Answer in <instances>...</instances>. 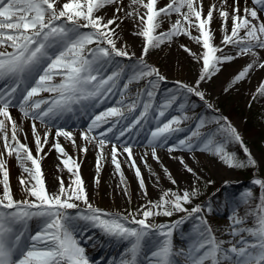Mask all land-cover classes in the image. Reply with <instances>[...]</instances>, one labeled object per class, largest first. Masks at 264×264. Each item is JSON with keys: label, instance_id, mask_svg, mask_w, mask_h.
Listing matches in <instances>:
<instances>
[{"label": "snow or ice", "instance_id": "snow-or-ice-1", "mask_svg": "<svg viewBox=\"0 0 264 264\" xmlns=\"http://www.w3.org/2000/svg\"><path fill=\"white\" fill-rule=\"evenodd\" d=\"M108 6L113 8L111 18L97 14ZM127 7L129 10L125 11L123 0H0V264H99L87 253V247H96L97 232L110 247L118 248L111 260L102 258L103 264H264V178L253 180L261 193L256 208L243 216L240 205L252 198L251 191L246 190L239 199L225 196L224 206L231 208L229 235L238 237L234 240L217 239L201 215L203 206L197 204L191 211L185 207L198 194L196 188L164 190L156 201L148 200L127 215L90 202L81 163L60 143L61 137L85 154L89 144L95 146L97 184L107 159L104 149L110 141H116L111 144L110 159L123 191L127 194L121 158L127 159L134 169L144 197L148 196V189L136 164L131 140L149 122L150 115L155 124L148 129L145 140L152 146L150 155L158 163L157 146H167L169 152H210L229 168L256 163L226 117L206 121L197 116L188 129L180 127L189 119L187 115L164 118L175 107L186 110L182 101L187 94L203 101L200 84L211 79L224 63L244 56L252 58L229 87L247 78L255 67L264 68V0H246L243 7L241 0H208L207 4L205 0H169L163 7H158V0H130ZM140 7L146 10L143 14ZM121 13L138 20L140 30L134 34L144 38L141 56L129 65H122L117 59L132 60L135 56L126 47L117 46V30L123 23ZM173 13L179 18L168 30L157 32L162 21ZM214 22L223 32L219 44L214 43ZM193 29L198 35H192ZM181 35L201 45L200 54L181 47L202 67L193 85L177 82L179 96L170 92L163 101H157L158 83L166 77L157 67L147 64L144 57L151 49ZM229 46L234 54L225 53ZM142 80L145 86L129 102V85ZM42 93L50 95L41 98ZM257 93L264 97V82ZM116 96L119 99L113 100V106L90 114L85 130L79 133L83 146L78 144L77 136L66 127L71 117L64 119L65 115L98 109ZM125 104L127 115L117 106ZM12 109L30 122L35 154L26 142L27 134L25 142L18 136L22 129L13 118ZM61 120L63 123H59ZM37 121L50 123L53 129L41 134ZM209 123H215L216 130L202 132ZM218 135L222 139H217ZM120 141L123 144L118 147ZM232 141L241 145L247 162L226 150L225 145ZM52 151L59 154L63 168L70 174L67 185L63 177L57 178L59 188L55 193L48 191L41 166ZM6 157L14 158L22 170L18 178L26 193L22 200L16 199L12 191ZM141 159L146 165L147 161ZM177 159L185 171L196 176L182 156ZM162 168L170 183L176 185L168 169L163 165ZM207 210L212 211L211 205H207ZM174 213H185L186 217L165 223L149 222ZM189 218H194L195 224L181 237L185 246L176 248L174 234ZM33 220L40 225L34 233L29 231ZM248 224L251 226H244Z\"/></svg>", "mask_w": 264, "mask_h": 264}, {"label": "rangeland", "instance_id": "rangeland-1", "mask_svg": "<svg viewBox=\"0 0 264 264\" xmlns=\"http://www.w3.org/2000/svg\"><path fill=\"white\" fill-rule=\"evenodd\" d=\"M128 1L130 3V0ZM134 6L135 5H133V7ZM142 8L143 7H140L139 11H141ZM109 10L103 9L101 10V12H99V14L104 15V17H106L108 15L107 13L109 12ZM111 16L112 15H110V17ZM262 19H264V14H262ZM214 25H217V27H219L218 22H214L212 27H214ZM165 26L168 27L167 22L162 21L160 28H163ZM192 35H198V32L193 29ZM183 36L186 39H190L188 36ZM119 37L120 39L117 43V46H124L128 50V45L124 42L123 39H121L120 33ZM186 42L182 45L189 48L187 46L189 44ZM214 43L217 42L214 41ZM193 45L195 46L197 52L200 54L202 52L201 45L197 44L195 41ZM224 51L226 54H234L235 52V50L232 49L231 46L225 48ZM160 56L161 54H156L157 61L160 59ZM261 56H264V50H261ZM117 59L122 65H129L134 63V57L132 58V60H128L126 58ZM245 60V57H241L235 59L233 65H229L230 62L224 63L220 66V71L213 75L211 79H206L205 81H203L198 88V90L202 91L205 95L203 101H201L199 97L187 94L186 96L188 99V104H195V107H193L192 109H188L187 111L190 117L196 118L197 116H202L206 119V121L215 120L216 118L223 117H226L227 121L230 122L231 125L232 122L235 121V128L242 138L243 145L249 149L252 158L256 161L255 165H249L248 167L244 168H229L224 165L217 156L211 154L210 152L199 150L198 153L201 156V159H199V161L187 158L189 163L188 166L192 167L196 173L195 177L187 172V174L189 175L188 179L182 176L175 177L177 181L176 185L171 184L169 181L165 182L163 184L164 186L155 183H153L152 185L145 183L148 189V196L152 194L153 196H160L162 192L166 189H173L174 191H177L176 187L179 184H181L183 187V189H181L180 191H191L192 188H196L198 190V194L193 198L192 203L190 205H185V207H187L189 211H191V208L197 204L203 206L205 210L201 213V215L203 218L206 219L207 224L211 227L213 233L216 235L218 240L238 239V237L234 238L229 235V232L231 231V221L228 217L231 213V208H225L224 206L226 194L233 195L237 199H239L240 194L244 193L246 190L251 191L252 198H250L246 203H241L240 205V214L243 216L246 212L252 211L256 208V205L258 203L257 197L261 193L259 186L253 184V180L257 178H264V97H261L257 93L259 85L264 82V69L255 67L254 70L250 72L249 76L245 78V84L243 83V81L245 80L244 79L229 87V84L231 83L233 77L246 64ZM157 61L156 64H160V62ZM185 62V72H187L189 68H193L194 70H197V72H200L202 63H198L192 55H190ZM162 74L163 73H161V75ZM164 81L159 82L161 83L163 88H166L168 90H173L175 88L176 83L170 86L167 82L165 83ZM57 82H59V78H57ZM140 82L145 83V81L143 80ZM202 87L205 89V91L201 90ZM225 89L228 90L225 91ZM49 95V93H42L41 98H48ZM254 96L255 99H253ZM133 98H135V95L133 96ZM207 105H211V107H207ZM87 110L90 109H81L79 112L72 114L74 115L72 117L76 118L78 115L83 114ZM66 116L67 115H65V117ZM149 117H151V115ZM246 122H251L252 125H254L259 131L255 132L254 130H252V132H249V130L246 129V126H244ZM220 123L223 124L224 121L221 119ZM181 126L182 124L180 125V127ZM213 126L217 125L215 123H209L206 125L205 128H210ZM145 127L146 129L148 128L147 125ZM61 139V144L63 146H65L64 144L69 143L63 137ZM217 139H222V137L218 135ZM225 147L228 152L236 153L239 159L247 162L246 154L243 153L241 145L239 143L232 141L227 143ZM6 158L8 159V168L10 173V183L12 185V191L16 199L22 200L26 198V193L23 192L18 183L14 181V175L12 174L13 170L18 167L17 161L12 157ZM148 159L150 161H153L151 156H148ZM149 160H147V162H149ZM178 164L181 168L184 169L183 165H181L180 162ZM59 167L64 169L62 164H60ZM140 167L145 170L143 161L140 163ZM152 175L153 173L150 172L149 176L152 177ZM133 179L134 181H137L135 175ZM153 180L155 181V178H153ZM68 181V179H65L66 185ZM226 181L227 186L225 185ZM121 194V197H116L117 200L115 202H113L110 197H107L104 202H100L97 199H94L90 202L93 203L94 206L101 209H105L107 211H110L113 207H117L120 213H123L125 215H127L128 213H135V198L131 191L127 188V194H125L122 188ZM128 194L130 195L128 196ZM145 198L146 197L144 196L143 198L142 196L140 198V200L144 204L147 203V200ZM207 205H211V212L207 210ZM181 217H186V214L174 213L172 217L157 216L151 218L149 222H172L180 219ZM30 222H32V226ZM30 222L29 231L34 233L37 229L36 224H39V222L36 220ZM194 224V218H189L187 219L186 223L178 227L176 233L174 234V245L176 248L185 246L184 240L181 237L184 233L189 232V230L193 228ZM244 226L247 227L251 225L248 224ZM96 236V247H86L89 249L88 255L103 264L102 258L111 260L114 256H112L111 254H106L101 248V243L105 241L106 238L101 236L98 232L96 233ZM180 259L183 261V257H180Z\"/></svg>", "mask_w": 264, "mask_h": 264}, {"label": "bare ground", "instance_id": "bare-ground-1", "mask_svg": "<svg viewBox=\"0 0 264 264\" xmlns=\"http://www.w3.org/2000/svg\"><path fill=\"white\" fill-rule=\"evenodd\" d=\"M169 0H158V7L165 6ZM231 3V0H229ZM205 3H208V0H205ZM123 4L125 7V11H128V5L130 4L128 0H123ZM244 6V3L241 2V7ZM133 7V6H132ZM135 7V6H134ZM106 10H109L107 13L108 15L105 17V19H108L110 15H113V8L112 6H108L105 8ZM104 9V10H105ZM146 10L142 8L140 13H144ZM99 14V13H97ZM123 20V23H121L120 28L117 30L120 33L121 39L124 40V42L128 45V51L130 53H134V62L136 61V58H139L142 53V44L144 42V38L134 34L138 33L139 28V22L138 20H134L132 18H128L124 16V13L120 14ZM112 17V16H111ZM110 17V18H111ZM178 14L173 13L171 16L165 18V22H167L168 27L165 26L163 28H158L157 32H163L165 30H168L171 27V24L175 22L176 19H178ZM215 30V42L220 43V40L222 38L223 32L222 30L217 27V25L213 27ZM187 41V42H186ZM188 43L187 45L193 53H198L195 46L193 45L194 41L190 39H186L183 35L178 37H173L171 41H166L165 43L161 44L158 48H153L150 50L149 54L144 57V60L147 64L157 67L160 70V73H163L162 75L166 76L165 83L167 82L170 86L176 83V86L173 90H168L166 88H163L161 83L157 86V101H163L165 97L169 95L170 92H175L179 96V91L177 90V82H182L184 84L193 85L196 79L198 78L199 72L197 70H194L193 68H189L187 72H185L184 67H186V60L189 58L190 54L184 50V48L181 47L183 43ZM156 54H161L160 59L157 61ZM199 54V53H198ZM245 61L248 62L251 60V57L244 56ZM157 62H160V64H156ZM234 61L230 62L229 65H233ZM264 69V68H263ZM163 82V83H164ZM146 83V82H145ZM145 83L139 82H133L129 85L130 91L126 93V99L130 102V100L133 98V96L138 92L140 89L145 86ZM243 83H246V79L243 81ZM201 90L205 91V89L202 87ZM205 97V95H204ZM119 99L118 96L113 97L109 101H107L105 104L99 106V110H104L107 107L113 106V100ZM211 100V99H210ZM202 101V100H201ZM186 105V110H181L178 107H175L171 110H169L166 114V117L164 119H168L175 115H187L189 119L184 120L182 122V128L188 129L192 126L193 122L196 120V118L190 117L188 114V109H192L195 107V104L191 103V107H187L188 99L185 95L184 100L182 101ZM122 107V110L125 112V114H128V107L127 104L125 105H117ZM97 109H91L83 114L78 115L76 118L71 117V119L68 121V125H71V128L67 127L68 130L73 131V133L77 136V143L81 144L83 146V142L79 139V133L83 130H85V125L87 122H89V116L91 113H96ZM12 116L14 119L17 120L20 128L22 131L18 132V136L20 137L22 142H25V134H27V141L29 143V147L33 148L34 154V144H33V137L31 133V125L30 122L23 118L22 114L17 109H12ZM201 118H203L201 116ZM68 119V118H64ZM205 119V118H203ZM206 120V119H205ZM59 123H63V120L59 121ZM155 124V121L152 119H149V122L146 123L142 130L139 131V133H136L132 137V148H133V155L136 158V164L140 168L141 173L143 175L144 181L146 184L152 185L160 184L161 186H164L163 184L168 180L167 176L164 174L163 167H166L168 171L172 174V176L175 178L177 176H182L186 179L189 178V175L187 174V171L185 169L181 168L179 166V160L177 157H183L184 161L187 165H189L187 158H191L192 160H198L201 159V156L199 155L198 151L196 150L194 152L190 151H178V152H169L167 149V146H157V154L160 158L159 163L153 159V161H150L148 159V156H151V147L148 145L147 141L145 140V136L148 134V129L151 128ZM148 126L146 129L145 126ZM232 126L235 127L236 123L235 121L232 122ZM37 128L43 134V132L48 131L50 129H53V125L50 123L41 124L39 121H37ZM217 126H213L210 128H203L201 129L202 132H207L210 129L215 131ZM183 135V134H179ZM62 138V137H61ZM61 138L60 143H61ZM217 138V137H216ZM140 141V142H137ZM116 141H110L107 147L104 149V155L107 157V159L103 162L104 167L102 168L100 172V182L99 184L95 183V176H96V156H97V150L94 145L89 144L88 148L89 151L87 154L83 152H78L71 143L64 144L65 149L69 152V154L73 155L74 157H78L79 162L81 163V175L84 179L85 187L88 191L89 200L93 201L94 199L104 202L107 197H110V199L115 202L117 199L116 197H121L122 194V186L120 184V177L116 173L114 166L111 164L110 159V149L111 144ZM175 142V140H173ZM123 144V141H120L118 143V147ZM45 151H48L46 148ZM141 157L144 158V160H149L145 166V170H143L140 167V163L142 162ZM61 160L59 157V154L52 151L50 152L43 160H42V169L45 174V181L47 184L48 191L50 193H55L58 191L59 184H58V177H63L64 180H69V173L67 170L62 169L60 166ZM121 167L124 172V176L127 183V188L131 191L135 198L134 202V209L136 210L141 204H144L140 198H141V190L138 185V181H134L133 177L135 175L134 169L129 166V161L125 158H121ZM150 172L153 173L152 177L149 176ZM12 174L14 175V181L18 183V178L22 174V170L19 167H16ZM157 177H159V183L156 182ZM155 178V181L153 180ZM137 182V183H136ZM170 182V181H169ZM19 185V183H18ZM20 186V185H19ZM177 190L183 189L182 185L179 184L176 187ZM167 190V189H166ZM130 194H128L129 196ZM143 198V196H142ZM159 198V195H150L147 196L145 199L156 201ZM83 207V206H81ZM110 212H119V209L117 207H113ZM31 226H32V222ZM29 223V226H30ZM36 227H40L39 224H36ZM31 228V227H30ZM97 240V239H96ZM103 246L101 248L104 250L106 254H111L112 256H115L118 248H112L108 245V243L103 241L101 243ZM89 252V249L87 248V253ZM91 257V256H90ZM101 264V262H99Z\"/></svg>", "mask_w": 264, "mask_h": 264}, {"label": "trees", "instance_id": "trees-1", "mask_svg": "<svg viewBox=\"0 0 264 264\" xmlns=\"http://www.w3.org/2000/svg\"><path fill=\"white\" fill-rule=\"evenodd\" d=\"M244 126H246V129H248L249 132H252V130H254L255 132L259 131L254 125H252L251 122H246Z\"/></svg>", "mask_w": 264, "mask_h": 264}]
</instances>
